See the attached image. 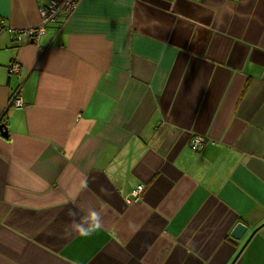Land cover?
<instances>
[{"label":"crops","instance_id":"obj_1","mask_svg":"<svg viewBox=\"0 0 264 264\" xmlns=\"http://www.w3.org/2000/svg\"><path fill=\"white\" fill-rule=\"evenodd\" d=\"M1 124L0 264H264V0H82L38 41L3 32Z\"/></svg>","mask_w":264,"mask_h":264},{"label":"built area","instance_id":"obj_2","mask_svg":"<svg viewBox=\"0 0 264 264\" xmlns=\"http://www.w3.org/2000/svg\"><path fill=\"white\" fill-rule=\"evenodd\" d=\"M82 0H50L48 3L39 7L41 15V23L36 26H29L25 28H17L6 25L3 20L0 19V35L3 32H8L10 36L16 40H21L24 34L29 35L35 41H38L42 35L47 32L49 24L57 22L61 17L70 16L78 8ZM20 70V64L13 62L10 65V72L16 73ZM9 104L17 108H23L25 106L24 101L20 95L19 89H16L11 97ZM208 139L201 134H196L191 139V148L195 151L203 149ZM145 185L138 184L130 193L127 198V202L140 201Z\"/></svg>","mask_w":264,"mask_h":264},{"label":"clouds","instance_id":"obj_3","mask_svg":"<svg viewBox=\"0 0 264 264\" xmlns=\"http://www.w3.org/2000/svg\"><path fill=\"white\" fill-rule=\"evenodd\" d=\"M69 215L75 216L76 213L70 211ZM69 227L81 236H90L104 227L101 212L89 209L78 222L73 221Z\"/></svg>","mask_w":264,"mask_h":264},{"label":"water","instance_id":"obj_4","mask_svg":"<svg viewBox=\"0 0 264 264\" xmlns=\"http://www.w3.org/2000/svg\"><path fill=\"white\" fill-rule=\"evenodd\" d=\"M0 130H1V133H2L3 136H7L8 130H7V128H6V126L4 124H1L0 125ZM246 231H247V226L244 223L239 222L233 228V230L231 232V236L234 239H241L243 237V235L245 234ZM253 233H252V235H253Z\"/></svg>","mask_w":264,"mask_h":264}]
</instances>
